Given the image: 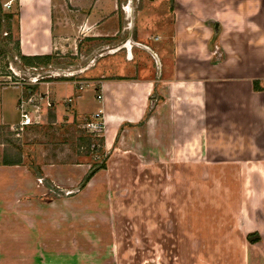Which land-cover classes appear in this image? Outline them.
Instances as JSON below:
<instances>
[{"label":"rangeland","instance_id":"374dc122","mask_svg":"<svg viewBox=\"0 0 264 264\" xmlns=\"http://www.w3.org/2000/svg\"><path fill=\"white\" fill-rule=\"evenodd\" d=\"M4 1L0 17L9 24L5 15L11 10L17 15V8L5 9ZM143 1L135 0L138 6ZM144 2L150 14L145 12L138 27L154 45L167 26L161 19L172 1ZM16 19L10 21L14 41ZM10 52L22 55L17 48ZM83 53L53 54L51 63L35 65L44 75H60L34 91L52 95V88L62 99L58 111L56 105L41 124L23 131L8 124L20 121L23 89L0 85V119L5 120H0V264H251V169L237 172L231 162H217V151L205 160L193 150L186 169L183 161L164 163L169 173L156 177L134 151L108 152L101 143L105 132L100 138L83 127L102 106L96 84L86 77L99 74L106 62L99 60L83 77L94 60L85 64ZM8 55L0 58V83L13 60ZM88 137L95 144L91 152ZM5 158L20 162L5 165ZM104 160L106 168L81 188L87 173Z\"/></svg>","mask_w":264,"mask_h":264},{"label":"crops","instance_id":"0c3cea01","mask_svg":"<svg viewBox=\"0 0 264 264\" xmlns=\"http://www.w3.org/2000/svg\"><path fill=\"white\" fill-rule=\"evenodd\" d=\"M144 1L15 0L18 50L85 51V64L94 60L83 77L105 61L86 77L102 94L103 146L134 151L152 176L169 173L164 163L186 169L193 150L251 169V264H264V0H171L154 45L138 27Z\"/></svg>","mask_w":264,"mask_h":264},{"label":"built area","instance_id":"2783aa9c","mask_svg":"<svg viewBox=\"0 0 264 264\" xmlns=\"http://www.w3.org/2000/svg\"><path fill=\"white\" fill-rule=\"evenodd\" d=\"M14 1L15 0H5L2 5L5 9L10 10ZM11 35L13 34L6 23V19L0 17V58L5 56L6 53L8 55L9 51H15V43L10 40ZM10 55L8 56L12 57L13 60H9L6 80L1 82L0 85L3 87H21L23 89L17 103V107L20 111V121L12 126L10 125L12 130L23 131L28 127L41 124L43 118L47 116L49 110H51L55 104L52 95L48 91H34V87L40 82L49 84L50 81L45 79L48 77H56L60 74L55 71H48L47 75H44L41 72V70H43L42 66H27L15 52H10ZM68 75L72 77L74 76V72H69ZM79 83L80 84L77 86H79L80 89H83L84 81H80ZM26 87H31L32 89ZM71 100L72 99H69V101ZM97 100H102V94H97ZM83 127L88 134L101 138L106 130V120L103 108L99 107L97 111L92 113V115L84 122ZM94 147L95 144L92 142L91 149Z\"/></svg>","mask_w":264,"mask_h":264},{"label":"trees","instance_id":"16d2710c","mask_svg":"<svg viewBox=\"0 0 264 264\" xmlns=\"http://www.w3.org/2000/svg\"><path fill=\"white\" fill-rule=\"evenodd\" d=\"M16 14H14L13 12H8L6 13V17H7V20L9 21V24H8V27L11 29V26H10V21L14 19ZM14 34V33H13ZM10 40L11 41H14V36L11 35L10 36ZM14 48L18 49V46H19V40L17 38V41H14ZM20 55V54H19ZM20 58L21 60L23 61V63L25 65H29V66H35V65H42V64H49L51 63V60H52V55H38V56H25V55H20ZM254 87L255 89L257 88L258 86V81H255L254 82ZM28 89H32L31 87L28 88ZM53 117L55 116V113H52ZM86 140V146H87V149L89 150V152H91V138H87V139H84ZM103 142V140L101 139V143ZM3 164H18L20 162V159H3ZM106 168V160H104L102 162L101 165L97 166L96 168L92 169L89 173H87V175L84 177V179L82 180L81 184H80V187L81 188H84L87 183L89 182V180L94 176V174H96L99 170L101 169H105Z\"/></svg>","mask_w":264,"mask_h":264},{"label":"water","instance_id":"95a60500","mask_svg":"<svg viewBox=\"0 0 264 264\" xmlns=\"http://www.w3.org/2000/svg\"><path fill=\"white\" fill-rule=\"evenodd\" d=\"M251 239V238H250Z\"/></svg>","mask_w":264,"mask_h":264}]
</instances>
